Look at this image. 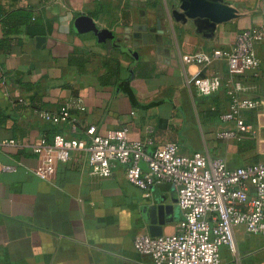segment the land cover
<instances>
[{
    "label": "crops",
    "instance_id": "obj_1",
    "mask_svg": "<svg viewBox=\"0 0 264 264\" xmlns=\"http://www.w3.org/2000/svg\"><path fill=\"white\" fill-rule=\"evenodd\" d=\"M219 1L220 11L201 14L216 21L208 30L191 19L174 20L171 0H0V41L2 19L12 10L30 8L50 24L35 36L21 25L7 45L0 44V142L16 143L0 145V264H153L133 244L136 235L149 233L148 208L172 206L162 235L174 232L181 217L172 183L142 190L127 181L120 164L110 176L92 175L82 151L57 163L49 179L39 178L29 147L42 137H83L90 125L101 134L125 126L131 139L150 137L148 151L175 142L181 154L220 157L228 168L264 162L259 127L264 109L241 113L255 136L217 137L235 128L221 118L233 81L245 87L240 97L264 100V38L255 44L260 60L255 73H231L223 59L206 65L182 60L185 54L230 46L244 28L264 34V0ZM37 36L44 37L38 46ZM70 57L76 63L70 64ZM205 76L221 79L209 95L185 82ZM77 98L84 108L70 109L74 129L39 116ZM232 233L235 251L220 247L221 264H264V234L242 225Z\"/></svg>",
    "mask_w": 264,
    "mask_h": 264
},
{
    "label": "built area",
    "instance_id": "obj_2",
    "mask_svg": "<svg viewBox=\"0 0 264 264\" xmlns=\"http://www.w3.org/2000/svg\"><path fill=\"white\" fill-rule=\"evenodd\" d=\"M263 38L261 29L244 28L237 31L230 46L185 54L182 60L206 65L223 59L231 73H255L260 66L255 44ZM0 82H3L1 75ZM185 82L199 94L209 95L218 90L221 79L218 76L188 77ZM244 89L240 81H233L228 87L229 109L221 118L233 121L235 128L219 131L218 138L256 135V129L241 113L264 109V100L240 97L239 92ZM72 107L82 110V99L62 105L56 112L41 110L39 116L52 124L69 123L74 129ZM259 127L264 130V122ZM128 134L125 126L101 134L95 125H90L83 137H66L60 133L50 139L42 137L29 147L38 161L33 171L39 178L49 179L57 163H66L74 151H82L87 155L92 175L110 176L120 164L127 181L142 190L163 182L172 183L181 215L174 232L160 236L142 233L133 240L135 249L149 255L153 264H221L220 247L235 251L234 226L242 225L249 233L264 234V162L228 168L220 157L210 158L199 151L181 154L175 142H165L148 151L149 136L131 139ZM260 141L264 142V138ZM0 145L16 143L9 139L1 141ZM1 167L14 170L10 165Z\"/></svg>",
    "mask_w": 264,
    "mask_h": 264
},
{
    "label": "water",
    "instance_id": "obj_3",
    "mask_svg": "<svg viewBox=\"0 0 264 264\" xmlns=\"http://www.w3.org/2000/svg\"><path fill=\"white\" fill-rule=\"evenodd\" d=\"M220 3L219 0H171L169 12L170 16L176 21L185 23L188 19H191L196 26L202 25L208 30H213L216 27V21L201 14L204 11H220ZM35 40L38 46L43 42L44 37L37 36ZM170 212H172V206L170 205H152L148 208L146 221L150 235H162L161 226L166 221L165 214H170Z\"/></svg>",
    "mask_w": 264,
    "mask_h": 264
},
{
    "label": "trees",
    "instance_id": "obj_4",
    "mask_svg": "<svg viewBox=\"0 0 264 264\" xmlns=\"http://www.w3.org/2000/svg\"><path fill=\"white\" fill-rule=\"evenodd\" d=\"M2 24L4 31V37L0 41L2 46L7 45L8 36L16 33L21 25L25 26V33L28 36L44 35L50 29L49 22L36 17L30 8L10 11L2 19ZM68 61L70 64L76 63L71 57Z\"/></svg>",
    "mask_w": 264,
    "mask_h": 264
}]
</instances>
